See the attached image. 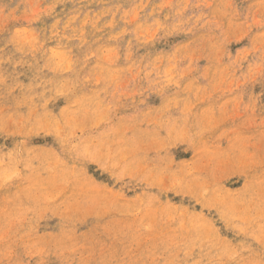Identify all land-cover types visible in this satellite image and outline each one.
<instances>
[{
	"label": "rangeland",
	"instance_id": "1",
	"mask_svg": "<svg viewBox=\"0 0 264 264\" xmlns=\"http://www.w3.org/2000/svg\"><path fill=\"white\" fill-rule=\"evenodd\" d=\"M0 264H264V0H0Z\"/></svg>",
	"mask_w": 264,
	"mask_h": 264
}]
</instances>
